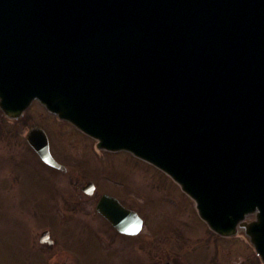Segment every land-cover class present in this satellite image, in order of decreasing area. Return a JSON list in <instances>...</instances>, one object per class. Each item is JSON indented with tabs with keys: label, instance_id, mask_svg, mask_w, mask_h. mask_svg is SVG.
<instances>
[{
	"label": "water",
	"instance_id": "obj_1",
	"mask_svg": "<svg viewBox=\"0 0 264 264\" xmlns=\"http://www.w3.org/2000/svg\"><path fill=\"white\" fill-rule=\"evenodd\" d=\"M34 99L170 176L264 264V0H0V109ZM26 140L63 170L42 129ZM113 200L98 210L121 229Z\"/></svg>",
	"mask_w": 264,
	"mask_h": 264
},
{
	"label": "rangeland",
	"instance_id": "obj_2",
	"mask_svg": "<svg viewBox=\"0 0 264 264\" xmlns=\"http://www.w3.org/2000/svg\"><path fill=\"white\" fill-rule=\"evenodd\" d=\"M29 108L15 127L0 117V264H37L38 260V264H108L90 251L78 254L74 250L80 247H74L73 229L87 218L80 212H68L81 194L72 180L80 184L94 181L103 192L127 195L147 226L171 227L170 241L177 257L184 260L179 264H261L243 233L221 239L209 231L194 202L153 166L125 151L96 150L91 138H81L40 104ZM33 126L45 130L50 151L69 169L67 175L48 169L25 142ZM119 180L125 190L116 187ZM90 204L81 207L88 210ZM43 230L51 232L53 247L38 243ZM90 245L105 261L101 241L92 240ZM90 245L84 247L90 249Z\"/></svg>",
	"mask_w": 264,
	"mask_h": 264
},
{
	"label": "flooded vegetation",
	"instance_id": "obj_3",
	"mask_svg": "<svg viewBox=\"0 0 264 264\" xmlns=\"http://www.w3.org/2000/svg\"><path fill=\"white\" fill-rule=\"evenodd\" d=\"M1 117V115H0ZM76 134L80 135L75 131ZM86 139L85 137H82ZM43 164V163H42ZM44 165V164H43ZM46 167V166H45ZM48 169L54 172L68 174L69 169L66 168L63 171L54 170L52 168L47 167ZM120 181V180H119ZM92 181L85 180L83 183H79L78 181L75 183L72 180V186L75 185V190L80 189L81 194H77V198L80 201L74 203V207L69 208V213L71 212H80L84 217L87 218L84 222L76 223V226L73 229L72 233V241L74 247L78 245L80 250H76V253L81 254V251L87 252L97 256L99 260L102 262H107L108 264H179L183 263V259L177 257L178 253L175 252L174 243L170 241L171 237V227H156L151 228L147 226V220L141 213L138 211V208L130 205L128 203L127 195H121L119 192L115 191H101L100 186L97 184L90 189V193L85 192V187L88 183ZM121 183L123 181H120ZM119 182L116 183L118 189L125 190L124 182L121 184ZM103 195H108L115 198L118 203L126 210L131 213H135L142 221V227L140 231H133L131 229V225L136 223L135 219L131 217L128 219L127 217L123 218L122 228L118 229L113 223L108 220L105 216L101 215L97 211V204L100 198ZM133 199V196L130 195ZM85 199L83 200L82 198ZM89 200L92 201L90 204ZM89 203L90 209L84 210L81 205L83 203ZM113 215L122 216L117 210L112 211ZM131 224V225H130ZM131 229V230H129ZM49 235L51 232L48 230ZM92 240H95L98 244L101 241L104 246L105 253V261L98 257L96 253H93L91 250L93 246L90 245ZM55 245V241L53 245L48 244H40V246L51 248ZM91 246L90 249H86L84 246ZM40 261H37V264ZM49 264V263H47ZM59 264H72V262H60ZM76 264V263H75ZM80 264V263H79Z\"/></svg>",
	"mask_w": 264,
	"mask_h": 264
}]
</instances>
